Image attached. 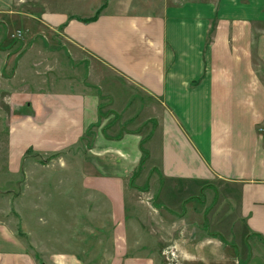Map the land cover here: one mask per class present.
I'll return each mask as SVG.
<instances>
[{"label":"crops","instance_id":"1","mask_svg":"<svg viewBox=\"0 0 264 264\" xmlns=\"http://www.w3.org/2000/svg\"><path fill=\"white\" fill-rule=\"evenodd\" d=\"M252 5L0 0V130L19 114L13 145L63 161L88 150L93 198L125 211L123 234L106 240L108 264H172V247L178 264H264V74L247 72L246 51L258 45L245 38L257 32ZM34 24L62 44L47 47ZM23 30L35 36L20 50ZM0 264H39L2 223ZM43 264L86 263L75 251Z\"/></svg>","mask_w":264,"mask_h":264},{"label":"rangeland","instance_id":"2","mask_svg":"<svg viewBox=\"0 0 264 264\" xmlns=\"http://www.w3.org/2000/svg\"><path fill=\"white\" fill-rule=\"evenodd\" d=\"M252 8L260 11L259 17L253 19L257 32L246 34L245 38L253 37L258 45L246 51L250 53L247 72L264 74V0H253ZM33 28L47 47L62 44L56 34L39 25L34 24ZM34 36L23 30L15 36L16 48H26ZM19 116L10 114L8 129L0 130V223L4 233L19 238L33 250L39 264L49 255L75 251L82 254L86 264H108L105 254L109 253L106 249L111 242L106 240L124 232L122 203L108 201L103 195L94 194L93 198L89 189L92 164L87 149H73L63 161L59 155L38 154L32 147L13 145L10 125ZM19 156H24L22 165L17 161ZM20 167L19 173H11ZM145 181L132 179V184L145 186Z\"/></svg>","mask_w":264,"mask_h":264},{"label":"built area","instance_id":"3","mask_svg":"<svg viewBox=\"0 0 264 264\" xmlns=\"http://www.w3.org/2000/svg\"><path fill=\"white\" fill-rule=\"evenodd\" d=\"M169 254L170 255L168 257H166L168 262H170L172 264H178L177 255H176V249L172 247Z\"/></svg>","mask_w":264,"mask_h":264},{"label":"trees","instance_id":"4","mask_svg":"<svg viewBox=\"0 0 264 264\" xmlns=\"http://www.w3.org/2000/svg\"><path fill=\"white\" fill-rule=\"evenodd\" d=\"M105 5H106V2H105V4H103V6L99 9V11L97 12V14H96L95 16H93V17H91V18L84 19V20H86V21H90V20L95 19V18L100 14V12L102 11V9L104 8Z\"/></svg>","mask_w":264,"mask_h":264}]
</instances>
